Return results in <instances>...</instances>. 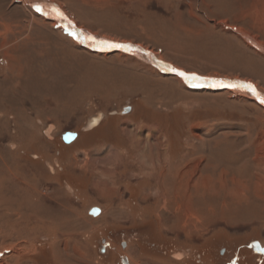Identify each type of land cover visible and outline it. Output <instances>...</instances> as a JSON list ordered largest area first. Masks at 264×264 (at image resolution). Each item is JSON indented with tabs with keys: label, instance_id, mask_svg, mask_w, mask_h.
Wrapping results in <instances>:
<instances>
[{
	"label": "rangeland",
	"instance_id": "rangeland-1",
	"mask_svg": "<svg viewBox=\"0 0 264 264\" xmlns=\"http://www.w3.org/2000/svg\"><path fill=\"white\" fill-rule=\"evenodd\" d=\"M72 25L264 95V0H0V264H264V107Z\"/></svg>",
	"mask_w": 264,
	"mask_h": 264
},
{
	"label": "water",
	"instance_id": "water-1",
	"mask_svg": "<svg viewBox=\"0 0 264 264\" xmlns=\"http://www.w3.org/2000/svg\"><path fill=\"white\" fill-rule=\"evenodd\" d=\"M64 19H67V18L64 17ZM67 20L69 21V19H67ZM72 27L74 29L76 28L73 25H72ZM89 36L94 38V42H93V43H95L94 45H96V46H97V44L99 45L98 47H100L101 53L102 52H107L109 54H113V53H118V52H126V53L132 54L131 52L135 51L137 55L139 54V56L141 55V56H144L145 58L149 59V61H151L153 63L152 65L155 66V67H158L160 69L168 67L169 69H168V74L167 75L177 76V78L183 80V82L187 86L191 87L192 89H195V90L200 89V91L201 90H207V88H205V87H206L207 84L209 85V83L198 82L199 80L203 81V79H206V80L207 79H213L215 82H218V81L221 80V79H217L216 77H214V78H212V77H202V76H197V75H195V76L199 77L200 79H197V80H193V79H190V78L186 79V77L180 75V73H185L188 77H191L194 74H188V73H186L184 71L176 70L172 65H170V64H168L166 62H159V60H157L154 55H152L148 51L143 50V49H141V48H139V47H137V46H135L133 44H120V43L111 42V41H108V40H105V41L101 40L100 41L99 39H101V38H95V36H91V35H89ZM113 44L123 45L125 47H112L111 45H113ZM136 54H132V55H136ZM173 69H175V71H173ZM221 81L223 82L224 80H221ZM225 81L228 82V86L227 87L230 88L229 90H232V88L229 87V85H231L234 88H237V87L240 86L239 83H242V82H240L238 80H225ZM244 84L248 85L249 83H244ZM254 89H255V92H257L258 94L264 96L257 88H254ZM259 105L264 107V100L261 103H259ZM129 110H130V108L128 107V108H126L124 110V112L127 113ZM76 137H77V134L75 132H65L62 135V140H63L64 143L69 144V143L73 142ZM99 211L100 210L98 208H93V209L90 210V214L92 216H96ZM257 253H260V254L264 255V250L261 251V252L258 251Z\"/></svg>",
	"mask_w": 264,
	"mask_h": 264
},
{
	"label": "bare ground",
	"instance_id": "bare-ground-1",
	"mask_svg": "<svg viewBox=\"0 0 264 264\" xmlns=\"http://www.w3.org/2000/svg\"><path fill=\"white\" fill-rule=\"evenodd\" d=\"M34 5V6H33ZM31 6H33V8H35V7H40V8H42V6L43 5H38V4H36V3H32L31 4ZM43 8H46V7H43ZM54 11V13L56 12L57 13V11H55V9H53L52 7H49V9L48 8H46L45 10H47L46 12H49V13H51V12H53L52 10ZM59 12V11H58ZM47 15V18H51V19H53L52 18V15H49V14H46ZM43 16V15H42ZM66 20V19H65ZM58 23H60V22H58ZM68 24V23H67ZM66 24V25H67ZM72 28V27H71ZM74 29V28H73ZM80 32L81 31H79V30H75L74 31V33L76 34V35H79V36H77L76 38H78L77 40L79 41V45L80 46H83V47H88V49H90V50H92V51H98V50H100V47H98L99 45L97 44V46L96 45H94L95 43H93L94 42V39H89V35L88 34H84V35H86V38L85 37H82V36H80ZM83 33V31L81 32V34ZM87 39H88V41H87ZM100 41L102 40V41H105V40H103V39H99ZM98 40V41H99ZM105 53V52H104ZM132 54H136V52L135 51H133V52H131ZM141 56V55H140ZM143 58H140V60H142V61H145V60H148L149 61V59H147V58H145L144 56H142ZM145 59V60H144ZM160 62V61H159ZM161 70L163 71V74H166V73H168V70H166L165 68H161ZM221 81V80H220ZM220 81H218V82H220ZM198 82H205V83H209V85L207 84L206 85V87L205 88H207V90L210 88V89H218V90H223V89H230V88H228L227 86H228V82L227 81H223L224 83H223V85H218V84H214L213 82H214V80L213 79H203V81H201V80H199ZM182 83V82H181ZM184 83V82H183ZM182 83V84H183ZM185 84V83H184ZM240 84V86L239 87H237V88H234V87H232V86H229V87H231L232 88V91H234L235 93H238L239 94V96L241 95H243V97H247L248 99H255L256 101H257V103L259 104V103H261L263 100H264V96H262V95H260V94H258L257 92H253V91H250L247 87H246V85L247 84H244L243 82L242 83H239ZM254 87V86H253ZM222 88V89H221ZM255 88V87H254ZM200 90V89H199ZM202 91H205V90H202ZM229 91H231V90H229ZM258 91V90H257ZM259 92V91H258ZM260 93V92H259ZM261 106V105H260ZM263 107V106H262ZM102 122H103V118H102V116L101 115H99L98 117H95V118H92L90 121H89V127H91V128H96V127H99L101 124H102ZM90 128V129H91ZM122 132V135H125L126 136V139H128L129 140V137H128V134H127V131H125L124 129L123 130H121ZM124 137V136H123ZM127 140V141H128ZM127 144V143H126ZM133 148V147H132ZM130 149V148H129ZM136 149V148H135ZM131 150V149H130ZM137 150V149H136ZM113 151V150H112ZM132 151H135L134 149H132ZM114 152V151H113ZM117 153L116 152H114V154L113 155H116ZM164 155H165V153H164ZM119 156V155H118ZM36 160V159H35ZM52 166V165H51ZM53 167V166H52ZM49 168H50V166H49ZM53 174V173H52ZM69 191H72L71 190V188L69 189ZM1 261V260H0Z\"/></svg>",
	"mask_w": 264,
	"mask_h": 264
},
{
	"label": "snow or ice",
	"instance_id": "snow-or-ice-1",
	"mask_svg": "<svg viewBox=\"0 0 264 264\" xmlns=\"http://www.w3.org/2000/svg\"><path fill=\"white\" fill-rule=\"evenodd\" d=\"M38 10H39V9H38ZM89 39H94V38L89 37ZM111 46H112V47H125V46H123V45H118V44H113V45H111ZM173 71H175V69H173ZM180 75L185 76L186 79H188V78L193 79V80L200 79L199 77H197V76H195V75H192L191 77H188L185 73H180ZM213 83H214V84H218V85H223L224 82H222V81H220V82H215V81H214ZM229 86H231V85H229ZM246 87H247L250 91L255 92V89L253 88V86H252L251 84L246 85Z\"/></svg>",
	"mask_w": 264,
	"mask_h": 264
},
{
	"label": "flooded vegetation",
	"instance_id": "flooded-vegetation-1",
	"mask_svg": "<svg viewBox=\"0 0 264 264\" xmlns=\"http://www.w3.org/2000/svg\"><path fill=\"white\" fill-rule=\"evenodd\" d=\"M66 16V15H65ZM61 24V23H60ZM65 133V132H64ZM77 138V137H76ZM61 141L63 142L62 138H61ZM64 143V142H63ZM258 241V240H257ZM252 243V242H251ZM256 243H259V242H256Z\"/></svg>",
	"mask_w": 264,
	"mask_h": 264
}]
</instances>
